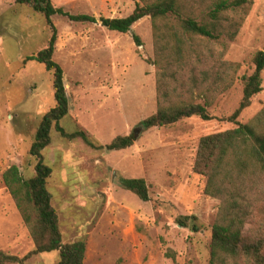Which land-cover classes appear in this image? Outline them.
I'll return each mask as SVG.
<instances>
[{"label":"rangeland","instance_id":"374dc122","mask_svg":"<svg viewBox=\"0 0 264 264\" xmlns=\"http://www.w3.org/2000/svg\"><path fill=\"white\" fill-rule=\"evenodd\" d=\"M139 1L143 3L53 0L73 14L98 18L126 17ZM53 21L58 29L54 59L64 69L70 102L69 115L61 123L68 133L84 131L95 144L53 128L52 143L43 151L53 169L48 188L64 242L86 240L85 264H210L221 200L205 194V179L194 172V162L202 136L237 125L192 117L142 129L143 120L158 108L159 70L151 63L155 37L150 17L127 33L110 30L100 21L76 22L60 14ZM52 32L43 14L15 0H0V250L23 258L6 264H57L60 258L59 250L27 256L35 242L3 180L13 164L26 178L36 174L38 158L30 149L44 114L56 105L54 73L26 58L47 47ZM193 45L201 53L212 49L239 65L234 84L209 106L216 116L232 114L243 98L242 78L254 72V57L264 50V0H253L233 41L197 36ZM213 66L198 65L194 77L202 80V73ZM262 76L264 87V71ZM197 100L204 98L197 95ZM263 109L264 89L239 121L251 122ZM130 134L138 135L131 147H105L117 136ZM122 177L144 178L150 199L144 201L124 188ZM258 216L246 225L248 234Z\"/></svg>","mask_w":264,"mask_h":264},{"label":"trees","instance_id":"16d2710c","mask_svg":"<svg viewBox=\"0 0 264 264\" xmlns=\"http://www.w3.org/2000/svg\"><path fill=\"white\" fill-rule=\"evenodd\" d=\"M126 17H96L73 14L55 6L53 0H15L30 6L45 16L52 28L47 47L26 58L45 65L54 73L56 105L43 116L30 154L38 158L36 174L26 178L17 164L3 173V180L13 196L35 242L36 253L59 250L57 264H85L87 242L79 239L64 242L58 210L53 204L48 179L52 167L45 162L43 151L52 143V130L69 138L82 137L91 146L95 144L84 131L68 133L62 120L69 115L70 102L64 80V69L54 59L58 29L53 16L60 14L76 22H101L110 30L127 33L146 17L153 22L155 57L151 63L158 68L155 113L141 123L142 129L165 127L183 119L199 117L204 121L218 119L235 123L228 130L202 136L194 162V172L205 179V194L219 198L221 208L212 229L210 264H264V109L248 123L239 121L254 96L263 91L264 50L254 57L255 70L243 76V98L235 111L227 116H216L209 106L235 82L239 65L223 60L214 50L201 53L194 47L195 37L207 40L233 41L253 5V0H141ZM244 13V14H243ZM138 45L140 36H134ZM213 63L205 70L204 78L194 77L196 67ZM188 78H185L186 74ZM197 95L204 101L197 100ZM138 135H120L105 147L121 150L131 147ZM121 185L144 201L150 199L147 181L141 177L120 179ZM259 214L252 230L246 225ZM184 223V222H183ZM185 225V224H183ZM198 229L197 226H194ZM23 260L18 255L0 250V264Z\"/></svg>","mask_w":264,"mask_h":264}]
</instances>
